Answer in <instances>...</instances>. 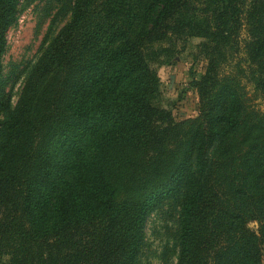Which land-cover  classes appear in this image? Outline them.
<instances>
[{"label":"trees","instance_id":"trees-1","mask_svg":"<svg viewBox=\"0 0 264 264\" xmlns=\"http://www.w3.org/2000/svg\"><path fill=\"white\" fill-rule=\"evenodd\" d=\"M26 1L0 0V264H136L166 199L177 264H263L264 111L246 95L264 98V0H103L95 23L98 0H72L12 107L3 58ZM179 37L207 61L181 122L155 104L154 66Z\"/></svg>","mask_w":264,"mask_h":264},{"label":"rangeland","instance_id":"rangeland-1","mask_svg":"<svg viewBox=\"0 0 264 264\" xmlns=\"http://www.w3.org/2000/svg\"><path fill=\"white\" fill-rule=\"evenodd\" d=\"M72 3V0H27L17 22L8 31L3 88L10 96L12 107L17 104L25 81L44 50L69 22ZM103 8V0L92 4L95 13L92 23L103 19ZM114 21L111 19V24ZM200 41L198 37L177 38L173 53L163 54L154 65L160 80V93L155 104L171 110L177 122L200 114L199 94L193 84L207 68V61L197 54ZM248 84L247 98L252 106L264 111V98ZM124 195V192L118 194L120 198ZM174 203L175 199H166L149 210L136 264H177L179 212Z\"/></svg>","mask_w":264,"mask_h":264}]
</instances>
